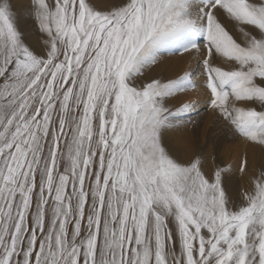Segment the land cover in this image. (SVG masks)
I'll use <instances>...</instances> for the list:
<instances>
[{
  "label": "snow or ice",
  "instance_id": "1",
  "mask_svg": "<svg viewBox=\"0 0 264 264\" xmlns=\"http://www.w3.org/2000/svg\"><path fill=\"white\" fill-rule=\"evenodd\" d=\"M17 6L0 0V264H264V0H25L30 32ZM165 54L194 69L146 77ZM189 92L204 150L170 138L199 127L198 100L170 103Z\"/></svg>",
  "mask_w": 264,
  "mask_h": 264
},
{
  "label": "rangeland",
  "instance_id": "2",
  "mask_svg": "<svg viewBox=\"0 0 264 264\" xmlns=\"http://www.w3.org/2000/svg\"><path fill=\"white\" fill-rule=\"evenodd\" d=\"M17 8L15 11L19 13L18 24L22 31L30 32L33 28V25L30 20L23 13V5L25 0H16ZM179 55V54H178ZM177 55V56H178ZM169 56L165 54L163 57L168 58ZM188 63V64H187ZM184 67L188 68V71H192L194 69L193 60L189 55L180 56L176 63H166V60L160 61L158 65H154L151 69L147 70L145 73L146 77H155V78H163L164 80H171L176 79L181 76V71ZM196 76L194 77L195 80L199 81V69L195 68ZM191 95L193 97L191 98ZM191 98V99H189ZM178 99V100H177ZM188 100H198L201 106L197 109L196 112L192 113L188 118L192 120H199V127L188 128L184 130L182 133H172L170 134V138L173 141H176L180 136L186 135L188 140H192L193 137H198V147L197 150H204V146L206 143L215 142L216 140V132L217 130L212 127L213 117L207 111L206 106L203 102V97L199 95V93H192L189 92L187 94H182L179 97L170 101L172 104H179L184 101ZM198 103V104H199ZM182 147V145H180ZM225 150V145L223 142L219 144L217 158L218 161L221 158V154ZM238 152L237 150H233L231 155L223 156L224 163L227 164L229 161H233L234 163H238L237 160ZM253 153L249 150V161L250 164L252 163ZM255 163L257 167L264 165V155H262L258 150L255 152ZM231 190L236 193L240 190L241 184L239 176H233L231 178Z\"/></svg>",
  "mask_w": 264,
  "mask_h": 264
},
{
  "label": "bare ground",
  "instance_id": "3",
  "mask_svg": "<svg viewBox=\"0 0 264 264\" xmlns=\"http://www.w3.org/2000/svg\"><path fill=\"white\" fill-rule=\"evenodd\" d=\"M168 55H170V54H168ZM178 55V54H177ZM177 55H172V56H169L168 58H166V57H163L162 56V58H161V60L160 61H163V60H166V63L168 62V63H171V64H174V63H176L177 61H178V59H179V55L177 56ZM185 55H188V54H184L183 56H185ZM181 56V55H180ZM188 64V63H187ZM186 71H188V68L187 67H184L183 69H182V71H181V75H183ZM193 97V95H191V98ZM191 98H189V99H191ZM178 100V99H177ZM201 106V104L199 103L198 104V108ZM194 113V112H193Z\"/></svg>",
  "mask_w": 264,
  "mask_h": 264
}]
</instances>
